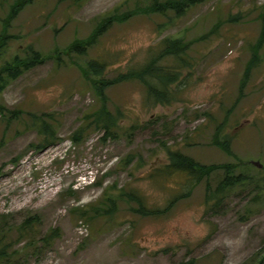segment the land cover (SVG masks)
Wrapping results in <instances>:
<instances>
[{"label":"rangeland","instance_id":"1","mask_svg":"<svg viewBox=\"0 0 264 264\" xmlns=\"http://www.w3.org/2000/svg\"><path fill=\"white\" fill-rule=\"evenodd\" d=\"M168 1L0 0V244L11 246L0 264H264V44L255 48L264 0L156 10ZM164 40L182 41L189 60L169 85L172 101L156 103L139 78L105 86L120 127L104 139L87 118L102 105L93 79L143 66ZM17 57L34 63L1 72ZM43 122L56 133L46 147ZM169 150L251 180L211 192L218 169L188 187L162 170Z\"/></svg>","mask_w":264,"mask_h":264},{"label":"trees","instance_id":"2","mask_svg":"<svg viewBox=\"0 0 264 264\" xmlns=\"http://www.w3.org/2000/svg\"><path fill=\"white\" fill-rule=\"evenodd\" d=\"M190 1V0H189ZM165 6L161 4L156 5V10L160 9V7H171L180 9L179 5L173 3L169 0ZM16 12V10H14ZM122 19V18H118ZM104 25L101 24L100 31H103ZM97 33L91 38L90 43H92L96 37ZM163 46L160 49L152 50L150 53V57H148L147 62L139 67L134 68L129 71L127 74L120 75L119 77L112 79V80H105V79H93V83L99 90V94L102 99V105L99 107L98 110L94 111L91 115L87 116V118H91V122L99 129H101L104 133L103 138L106 139L107 136H111L114 134L115 127H120L118 123V118L113 116V113L108 109L107 102H106V94L104 92L105 86H110L116 82L121 81L122 79H132V78H139L141 79L148 91V97L154 99L156 103H170V97L172 95L169 85L171 83L176 82L179 79V66L183 63H189L188 59L186 58V50L187 46L182 43L180 40H164ZM1 44V43H0ZM264 44V14H263V29L255 48L262 46ZM167 57H174L177 62L176 66H164L160 64L164 58ZM259 58L255 55L251 57L244 80L248 79L250 76L251 69L257 65ZM34 62L16 58L10 63H6L1 72L6 73L7 75L11 74V77H16L21 73L20 68H26L30 65H33ZM103 67L98 65L95 61H91L88 63V69L91 73L90 75L99 76L102 73ZM85 72H87L84 69ZM39 133L43 136L42 140H40L41 147H46L54 144L56 141V133L53 131V126L43 122L40 126ZM86 129V127H85ZM85 129L78 130L73 137V141L77 142L78 136L84 132ZM216 144H218L221 148L229 151L228 142L222 141L219 138L215 139ZM171 156V165L166 168H162V170H166L165 174H175L180 173L184 175L185 183L188 184V187L196 186V184L200 183L205 177H209L214 171L218 169L225 170V176L221 179L216 188H214L211 192H231L235 187L245 184L251 180V177L246 173H233V165L232 164H220V165H206L198 162L193 157L184 154L180 151L169 150ZM168 168V169H167ZM208 189L211 190L210 184L208 185ZM128 196L131 200H134L140 204V212L142 214H149L153 213L145 209L143 199L135 193V191H129ZM115 206V205H114ZM142 208V209H141ZM112 208L110 211L113 212ZM110 212V213H111ZM33 219L28 220L27 223H31ZM38 218L35 217L34 221H37ZM27 226V225H26ZM30 226V225H28ZM59 232L54 229L52 230L47 236L45 237L46 241L52 240L53 238L57 237ZM10 248L11 246L6 244V248H2L0 244V260H7L10 255ZM183 264H193L191 261H188Z\"/></svg>","mask_w":264,"mask_h":264}]
</instances>
